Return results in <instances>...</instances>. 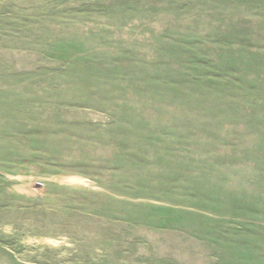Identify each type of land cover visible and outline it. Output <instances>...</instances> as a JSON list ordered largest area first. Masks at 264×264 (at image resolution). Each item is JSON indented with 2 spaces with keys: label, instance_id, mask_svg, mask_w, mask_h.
Wrapping results in <instances>:
<instances>
[{
  "label": "rangeland",
  "instance_id": "374dc122",
  "mask_svg": "<svg viewBox=\"0 0 264 264\" xmlns=\"http://www.w3.org/2000/svg\"><path fill=\"white\" fill-rule=\"evenodd\" d=\"M0 264H264V0H0Z\"/></svg>",
  "mask_w": 264,
  "mask_h": 264
}]
</instances>
